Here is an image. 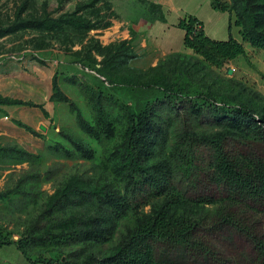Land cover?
Here are the masks:
<instances>
[{"label":"rangeland","instance_id":"1","mask_svg":"<svg viewBox=\"0 0 264 264\" xmlns=\"http://www.w3.org/2000/svg\"><path fill=\"white\" fill-rule=\"evenodd\" d=\"M216 3L227 13L220 40L230 34L245 49L243 56L219 68L194 52L142 67L129 58L132 51L126 43L104 46L97 31L112 18L108 0H0V66L10 73L18 67V74L25 72L26 77L33 72L40 76L39 104L16 102L41 110L47 105L50 112L43 110L46 131L34 134L43 141L35 154L0 143L14 149L0 154V194L7 195L0 199V237L11 243L0 248V264H86L112 253L140 220L162 210L165 196L119 209L118 201L130 194L135 170L129 151L140 140L130 132L126 104L140 110L179 77L192 90L264 112V51L251 47L246 38L254 28L264 33V0ZM54 81L69 102L54 90ZM154 102V125L143 126L141 135L152 141L168 139L147 157L145 147L139 168L153 172L168 158L177 180L183 170L179 153L185 147L175 132L207 136L221 133L222 127L190 109L188 118L181 119L166 102ZM195 151L206 159L202 150ZM108 195L115 200L103 203ZM213 208L184 203L171 212L197 216ZM94 229L97 235L87 239Z\"/></svg>","mask_w":264,"mask_h":264},{"label":"trees","instance_id":"2","mask_svg":"<svg viewBox=\"0 0 264 264\" xmlns=\"http://www.w3.org/2000/svg\"><path fill=\"white\" fill-rule=\"evenodd\" d=\"M213 5L226 12L216 0ZM153 8L158 10L157 6ZM178 26L185 32L186 48L211 66L222 67L245 53L242 43L230 34L222 41L206 37L203 24L194 18L187 17ZM230 29L231 25L229 33ZM253 30L246 35L248 42L251 47L264 51V33L257 32V28ZM121 42L130 46L126 41ZM130 51L129 58L136 59L138 56L131 47ZM53 88L63 102H69L55 81ZM156 100L166 102L181 119L188 118L186 109H190L201 120L213 121L222 127L221 133L207 136H183L175 132L179 144L185 147L179 153L183 170L177 180L168 158L158 162L153 172L139 168L143 163L139 159L142 150L148 147L146 157L150 156V151H155L156 146H162L168 139L152 141L149 136L141 135L143 126L154 125L152 113ZM0 102L19 103L7 99ZM130 106L125 105L130 132L140 140L136 138L129 151L135 170L130 175V194L127 199L118 201L119 209L145 206L151 199L162 196L166 197V203L155 215L140 220L112 253L92 258L86 264H264V112L236 103L232 98L218 100L208 92L192 90L180 82L179 77H173L140 110ZM77 120L82 121L80 115ZM196 149L202 150L206 159L198 158ZM13 150L0 146V154ZM173 150L179 151L175 147ZM6 196L0 194V199ZM104 199L103 196V203L115 197L108 195ZM184 203L214 208L197 216H176L171 212ZM100 230L105 237L104 230ZM96 235L97 229H94L87 239ZM5 245L11 243L0 237V248Z\"/></svg>","mask_w":264,"mask_h":264},{"label":"crops","instance_id":"3","mask_svg":"<svg viewBox=\"0 0 264 264\" xmlns=\"http://www.w3.org/2000/svg\"><path fill=\"white\" fill-rule=\"evenodd\" d=\"M108 2L113 15L108 26L97 31L99 41L104 46L126 41L138 56L135 61L142 67L155 66L159 60L170 55L192 53V50L184 45V30L178 26V23L187 17L203 24L206 37L218 41L223 39L224 18L227 13L215 8L214 0ZM154 6H157L158 10L154 11ZM14 70L10 73V68L0 66V99L39 104V74L35 75L33 72L31 76L27 73L26 77L25 72L18 74V67ZM43 110L50 113L47 105L43 106ZM43 110L39 107L0 102V143L16 145L35 154L43 141L32 132H37L39 126L44 125L46 118ZM47 119L50 120V117ZM17 123L27 127L29 131Z\"/></svg>","mask_w":264,"mask_h":264},{"label":"water","instance_id":"4","mask_svg":"<svg viewBox=\"0 0 264 264\" xmlns=\"http://www.w3.org/2000/svg\"><path fill=\"white\" fill-rule=\"evenodd\" d=\"M228 73H231V70H229ZM39 130H40L41 132H45V131H46V127H45L44 125H40V126H39Z\"/></svg>","mask_w":264,"mask_h":264}]
</instances>
